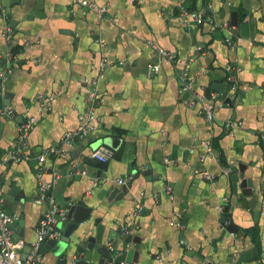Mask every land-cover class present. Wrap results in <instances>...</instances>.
<instances>
[{
  "label": "crops",
  "instance_id": "crops-1",
  "mask_svg": "<svg viewBox=\"0 0 264 264\" xmlns=\"http://www.w3.org/2000/svg\"><path fill=\"white\" fill-rule=\"evenodd\" d=\"M8 1L6 8L0 0V54L11 50L19 59L0 85V110L14 111L13 118L0 114V162L17 145L19 125L34 117L29 152L62 150L47 158L42 177L59 206L90 211L106 238L122 225L132 227L136 241L130 247L123 234L112 243L135 249V264H264V0H211L219 28H184L179 22L181 2L198 10L206 0H87L109 8L102 19L84 9V0ZM8 25L11 41L4 37ZM148 41L183 61L194 59L192 91L179 94L182 65L153 53ZM101 52L110 67L99 84V125L84 140L64 146L63 135L79 126L87 108L86 80L97 77ZM151 63L161 71L149 77ZM229 65L239 69L238 99L211 124L190 103L214 84H225ZM5 70L0 59V78ZM42 95L54 97L52 107L41 103ZM230 116L243 122L231 132L224 125ZM211 134L209 153L203 144ZM99 145L112 151L107 164L90 158ZM39 167L35 160L6 163L0 177L5 195L17 187L25 200L16 212L23 225L10 227L13 239L25 242L22 255L30 253L49 210L39 200ZM240 167L252 180L257 203L241 190L233 194L228 175ZM83 170L86 175L78 174ZM122 179L126 184L118 183ZM220 206L229 209L226 225L237 229L236 237L225 228ZM4 209L13 212L5 202ZM171 222H182L183 229ZM55 260L46 250L40 264Z\"/></svg>",
  "mask_w": 264,
  "mask_h": 264
},
{
  "label": "built area",
  "instance_id": "built-area-1",
  "mask_svg": "<svg viewBox=\"0 0 264 264\" xmlns=\"http://www.w3.org/2000/svg\"><path fill=\"white\" fill-rule=\"evenodd\" d=\"M139 2V0H134ZM206 4L201 9H191L186 3L181 2L179 5V22L184 28H191L195 25L201 26L205 23H211L215 28L221 27L214 19L213 12H215L214 6L211 0H206ZM82 6L84 9H91L97 15L98 19H102L110 10L108 7L100 6L96 3H89V1H82ZM2 16H6L5 11L2 12ZM229 29H233V27ZM13 28L7 26L4 37L7 41H11L13 37ZM105 46V42H100V49L102 50ZM147 47L153 52L157 53L163 59L176 64L182 65V69L178 74L180 81L179 94H185L194 89L195 79L191 76V67L194 61L193 58L183 61L174 53L160 47L153 41L147 42ZM197 53L204 51L202 47L196 48ZM0 59H2L6 64V70L2 78H0V85H2L3 80L6 79L13 72V67L19 59L18 54H14L11 50H8L4 55L0 54ZM110 67V62L106 55L101 52V59L99 62V71L98 75L95 78L87 79L86 83L89 86L88 97H87V108L86 110L79 114V126L72 131H67L62 137V144L65 146H73L77 141H82L85 137L95 131L99 125L100 119L97 114V108L100 103V91L99 84L101 79L105 76L107 69ZM161 65L160 64H149L148 65V76L152 77L155 74L160 73ZM239 69L233 65L228 66V74L226 76L225 84L229 86L226 97H223V93L218 91H213L211 97L208 98L204 94H197L195 98L191 101L190 106L197 109L198 113L205 118L208 123H213L216 120L218 112L230 106L227 102L230 101L231 105L233 102L238 99L239 92V80L238 75ZM40 101L47 108L52 107L54 97L53 96H40ZM1 115H6L8 117H14V111L6 107L0 110ZM37 123L36 118L27 117L18 127V139L17 145L7 150L6 156L0 162V177L2 175L3 167L6 163L20 164L24 162H31L33 160L37 161L41 167H39L38 180L40 186V195L39 200L42 203H45L49 206V210L45 214V217L41 221L38 230L37 238L31 245V251L28 254L26 259L22 258V251L25 248V242L22 240L16 241L11 235L10 226L18 221L16 216H11L10 213L4 209L5 202V193L0 185V264H40L43 259L42 248L43 244L47 240L58 239L60 237L59 232H57L56 227L61 220L65 219L66 210L62 209L54 194L50 192L51 185L46 184L42 181L43 177V165L46 162L47 158L52 154H59L62 152L61 149L51 148L41 155L34 156L27 149L28 140L30 135L35 128ZM225 127L229 132L240 128L243 125L241 120L235 119L232 116L228 117L224 123ZM260 139L264 145V130L260 133ZM204 148L207 152L211 153L214 149V138L213 135H210V138L207 139L204 144ZM112 156V151L108 147L102 146L99 149L92 151L90 158L97 160L101 164H107ZM78 174L86 175V171H79ZM205 178L208 181H214L212 175H205ZM120 185L126 184L124 179L119 180ZM99 179H96L93 183V186H98ZM168 191L171 192V188H168ZM71 205V204H70ZM225 210L224 206L219 207V211L223 213ZM139 209L135 216L140 213ZM171 226H175L178 229H183L182 222H171ZM226 225V224H225ZM227 225L225 226V228ZM123 237H128L132 234V227L129 225H122ZM233 237H236L237 234L231 233ZM110 249L113 250L114 247L112 244L109 245ZM130 247V245H128ZM238 257V256H237Z\"/></svg>",
  "mask_w": 264,
  "mask_h": 264
},
{
  "label": "water",
  "instance_id": "water-1",
  "mask_svg": "<svg viewBox=\"0 0 264 264\" xmlns=\"http://www.w3.org/2000/svg\"><path fill=\"white\" fill-rule=\"evenodd\" d=\"M4 1L6 2L4 4L5 7L9 8L10 1ZM213 90L223 93V97L225 98L229 86L226 84H214L206 92L208 98L211 97ZM227 102L231 105L230 101L227 100ZM102 146L95 147L93 151ZM228 177L232 184L234 195H238L239 190H241L244 197H254L253 203H257L259 196L253 187L252 180L246 178L243 167H240V172L234 174L229 173ZM18 192L17 187H13L5 195V203H8L13 208L11 216H16L19 207H22L25 203L22 194ZM118 192L119 190L117 189L113 190L112 197L114 198ZM18 194H21V197ZM228 216L229 209L225 208L222 215L224 225L227 223ZM91 218V212L87 211V209L80 206H70L66 210L65 219L61 220L56 227L60 237L58 239L47 240L43 244L42 254L46 250L53 251L56 257L53 264H135V260H133L137 252L135 249H119L116 248L117 243H112L118 234H123L122 228L116 232L115 236L111 232V237L106 238L105 227L101 225V220L96 219L92 223ZM23 220L24 218L22 217L10 227L23 225ZM93 227L96 228L95 232L93 231ZM226 229L230 233H237V229L232 225H227ZM135 241L136 239L132 235H129L125 239V244L131 246ZM109 244H113V250L110 249ZM30 251L31 247H28V252ZM27 256L28 254L22 255V258L26 259Z\"/></svg>",
  "mask_w": 264,
  "mask_h": 264
}]
</instances>
